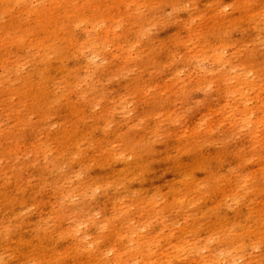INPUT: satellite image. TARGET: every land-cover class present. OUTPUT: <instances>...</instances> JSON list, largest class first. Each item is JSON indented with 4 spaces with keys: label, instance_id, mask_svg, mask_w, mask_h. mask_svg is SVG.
Segmentation results:
<instances>
[{
    "label": "rangeland",
    "instance_id": "374dc122",
    "mask_svg": "<svg viewBox=\"0 0 264 264\" xmlns=\"http://www.w3.org/2000/svg\"><path fill=\"white\" fill-rule=\"evenodd\" d=\"M0 264H264V0H0Z\"/></svg>",
    "mask_w": 264,
    "mask_h": 264
}]
</instances>
